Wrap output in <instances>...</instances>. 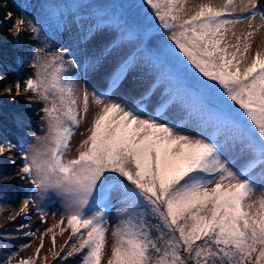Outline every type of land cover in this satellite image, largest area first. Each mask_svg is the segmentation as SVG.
<instances>
[{"label":"snow or ice","instance_id":"obj_1","mask_svg":"<svg viewBox=\"0 0 264 264\" xmlns=\"http://www.w3.org/2000/svg\"><path fill=\"white\" fill-rule=\"evenodd\" d=\"M144 2L184 59H170L167 42L149 48L148 31L127 22L117 24V34L102 54L118 55L133 39L138 48L116 60L109 73L110 86L118 87L141 57L150 60L157 80L168 84L164 106L178 103L196 124L194 136L177 134L179 125L164 120L162 112L148 113L140 104H104L105 94L93 92V102L102 105L100 112L78 155L65 160L80 126L74 108L77 80L65 68L67 48L51 60L34 63L32 67L39 69L35 77L23 83L16 80L14 88H0L9 98L19 97L23 88L45 102L41 112L47 117L48 135L38 138L43 140L41 147L31 146V155L21 149L19 178L42 192L53 190L65 201L72 230L69 239H76L67 249L53 252V257L63 252V259L77 255L80 264H102L104 208L115 190L126 207L121 225L112 233L115 240L106 264H264V195L258 207L247 202L257 191L254 169H264V53L257 50L242 69L252 33L244 37L242 51L241 38L234 32L237 43L226 42L228 26L240 22L239 17L227 18L235 11L234 0L201 4L187 18L181 0ZM241 3L248 13L243 18L254 19L257 0ZM14 27L17 33L30 30L37 39L43 31L42 25L26 19L16 21ZM230 47L235 49L231 53ZM8 82V73L0 71V84ZM88 100L85 89V114ZM237 145L249 157L240 168L225 157L226 148ZM12 147L0 143V157L15 164ZM259 179L264 183V171ZM28 207L26 200L21 211ZM6 264H11V257ZM20 264L34 262L30 258Z\"/></svg>","mask_w":264,"mask_h":264},{"label":"rangeland","instance_id":"obj_2","mask_svg":"<svg viewBox=\"0 0 264 264\" xmlns=\"http://www.w3.org/2000/svg\"><path fill=\"white\" fill-rule=\"evenodd\" d=\"M181 2L184 4L182 15L187 18L198 11L201 4L211 3L216 6L222 5L225 0ZM257 4L254 11L258 15L254 19H244L248 14H243L245 11H242L241 0H234L235 11L227 17L240 18L239 23L228 26L227 43H237L232 35L234 32L241 38L242 51L244 37L249 32L252 33L247 41L251 44L248 59L241 64L242 69L245 63H250L257 50L264 53V19L260 16L264 13V0H257ZM153 11L144 0H0V27L9 13L12 14L10 19L14 24L20 19H26L31 20L37 27L43 26L38 39L27 29L20 34L13 30L9 38L6 34L7 37H3L4 34L0 31V71H6L8 78L12 76L8 84L12 83L14 86L16 80L23 83L29 77H35L39 69L32 67L34 63L38 60H51L55 55L63 53L65 48L70 50V55H65L64 58L65 68L77 80V103L74 108L79 113L80 126L72 135L69 149L64 155L65 160L74 159L78 155L81 142L89 135L88 130L93 119L100 112L102 105L93 102V92L105 94L104 104H140L148 113L162 112L164 120L179 125L177 134H196V124L188 118L186 111L178 103L165 107L167 96L156 98L158 95H153L157 90L160 93L168 89V84L157 81L152 86L157 79V73L150 60L141 57L138 66L130 71L117 89L110 86L109 73L115 67L116 60L120 55L137 52L138 48L135 39L126 41L122 52L115 55L116 58L111 63L114 55L102 54L105 45L117 34V24L127 22L141 32L149 30V48L155 50L161 42H167L171 49L170 59H184L182 53L167 40L168 33L160 26L158 18L152 14ZM41 48L44 52L40 51ZM234 50L231 47L228 49L230 53ZM104 58L106 59L103 63ZM68 60H73L74 65L70 66ZM85 89L89 94L87 114L83 111ZM21 92L27 94V100L33 105L30 110L24 108L23 102L17 96L4 101L0 99V143L11 144V151L15 153V164L7 156L0 157V176L6 177L5 180H0V264H6L9 257L11 264H20V261H28L30 258L34 264H80L81 258L77 255L63 259V252L55 258L52 254L59 252L61 248L67 249L76 239H69L72 230L67 224L64 199L53 190L42 192L29 180L19 178L22 175L21 149L31 155V146L41 147L43 140L38 138L46 137L49 131L47 117L41 112L45 102L23 88ZM146 93L147 97L150 96L148 99H145ZM152 97L155 99L152 100ZM26 115L32 117H28L29 124L22 119ZM42 116L45 118L41 119ZM225 157L232 161L235 168H240L249 159L247 152L242 151L239 145L226 148ZM262 171L264 169L260 167L254 169L257 191L247 201L257 207L264 195L260 190L264 188V183L259 179ZM26 200L29 201V207L22 212L21 208ZM100 203L103 204L104 201ZM124 207L126 205L122 203L119 192L113 190L104 208L107 232L102 264H106L110 255L111 245L115 240L112 233L122 223ZM81 232H84L83 228Z\"/></svg>","mask_w":264,"mask_h":264},{"label":"bare ground","instance_id":"obj_3","mask_svg":"<svg viewBox=\"0 0 264 264\" xmlns=\"http://www.w3.org/2000/svg\"><path fill=\"white\" fill-rule=\"evenodd\" d=\"M14 22H13V20H11L10 18L9 19H7V20H4V22H3V24H2V27H0V31L4 34L3 35V37H7L8 36V38L10 37V35H11V32L13 31V30H15V31H17L16 30V28L14 27ZM20 33H22V32H20ZM19 33V34H20ZM7 36H6V35ZM10 79H12V76L10 75L9 76V78H8V80H10ZM16 80V79H15ZM8 86H11V87H15V85L13 86L12 85V83H10V84H8V85H4L3 87H8ZM0 88H2L1 86H0ZM16 95L15 94H13L12 95V97L11 98H9L7 95H5V94H3V93H0V99L2 100V101H4V100H8V99H12V98H14ZM19 99L23 102V104H24V108L25 109H27V110H30V108H32L33 107V105L27 100V94H24L23 92H21L20 93V96H19ZM28 117H31V116H29V115H26V116H24V117H22V119H23V121L26 123V124H29L30 123V121H28ZM32 118V117H31Z\"/></svg>","mask_w":264,"mask_h":264},{"label":"trees","instance_id":"obj_4","mask_svg":"<svg viewBox=\"0 0 264 264\" xmlns=\"http://www.w3.org/2000/svg\"><path fill=\"white\" fill-rule=\"evenodd\" d=\"M79 259H80V256H79ZM79 259H78V260H79ZM73 264H77V263L73 262Z\"/></svg>","mask_w":264,"mask_h":264}]
</instances>
